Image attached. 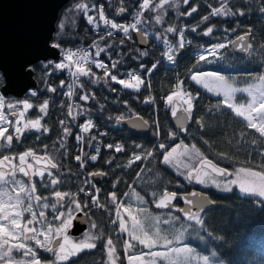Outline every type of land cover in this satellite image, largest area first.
<instances>
[{
	"label": "trees",
	"instance_id": "obj_1",
	"mask_svg": "<svg viewBox=\"0 0 264 264\" xmlns=\"http://www.w3.org/2000/svg\"><path fill=\"white\" fill-rule=\"evenodd\" d=\"M80 2L97 6L89 12V15L95 17L98 22V6L103 5L105 15L108 18L118 23L128 24L132 21V13L137 10V5L142 3V0H71L60 11L52 43H59L66 51L72 52L78 51L81 47H91L93 57H96L97 51L93 47L94 43H100L101 46L106 43L111 44V49L106 50L105 53L96 58L109 61L110 67L112 62L120 61L116 68L111 69L118 78L127 79L126 74L133 71H143L146 75L148 73L142 70L140 65L143 64L146 68L151 69L152 65L156 64V69L152 70L147 81L144 79L146 83L151 84V95L156 98V103L154 105L143 103L149 94L146 87L142 86L141 91L136 93L131 89H123L121 85L110 80L105 84L106 78L103 71L92 68V71L96 73L94 79L98 78L100 82L93 84L88 78L81 77V82L77 85L73 97L74 101L78 103V108L74 109V113L77 114L84 110V115L77 116L73 122L68 118L72 97L64 93L65 76L69 72L67 70L56 71L48 75L46 77L47 83H44L41 80V77L44 76L43 71H35V79L38 84L35 90L38 91V96L31 98L26 95L22 99L10 97L7 101L32 99L34 103H42L43 100H48L49 115L45 116L41 123L47 125L49 131L41 135L35 130L27 129L19 140H16L15 134H13L12 147H6L0 151V158L3 155L14 157L12 162L17 164L19 154L24 151H33L38 156L54 158L53 162H58V170L51 171L60 183L56 186L43 187L41 178L35 177L34 184L37 192L34 196L49 197L48 201L55 202L53 193L59 190L77 194L78 200L89 201L90 206L86 209L89 229L91 222H95L98 228L93 231L94 233L99 228H103L105 235H112L117 246L116 255L120 257L117 264L126 263L117 227L110 223L112 219H116L117 209L116 205L112 203L109 193L116 192L117 203L128 206L129 196L134 192L143 197L146 202L145 206L152 214L180 215L175 209L169 212H157L153 208L151 193L153 191L162 192L164 187L180 194L194 190L201 191L210 195L215 202L213 207L206 214H203L207 231L201 230L197 234L190 228L189 233L191 235L186 234L185 236L187 245L197 252L209 256L213 251H216V258L223 264H264V207L255 202L256 198L242 196L237 191L225 193L214 187L204 188L199 184L189 183L160 162L162 156L158 150V145L162 142L168 146L167 150H171L172 147L181 142L189 147L195 144L208 159L220 167L226 168L233 175L241 167L257 170L258 166L264 165V157L259 154L264 152V137H261L254 129L248 128L245 121L236 117L231 110L220 103L221 98L209 95L194 82L187 79L188 73L206 49L250 33V43L253 48L246 55L235 54L231 44H227L220 51V58H217L216 55L205 57L208 62L201 61L196 67L200 72H214L224 76L232 86L237 88L259 84L258 77L264 74V47H261L264 45V15L259 11L260 0H229V7L234 11L242 9L245 14L227 18L212 17L206 23L201 21V17L210 13L209 5L219 7L220 0H190V6L197 7V12L191 16L181 15V13L189 11L190 6L184 5L182 0H173L174 4H178L179 7H173L169 10L164 17L163 27L155 23L154 13L146 11L143 13V18L153 17L152 20L141 25L150 44L147 49L139 47L134 32L132 33L133 39H125L123 44H120V40L123 38L122 33L101 40L102 35L95 33L92 30V25L86 23V17L75 10V5ZM121 6L126 7L128 12L124 15H116V10ZM61 23L64 25L63 29L59 27ZM168 25L183 28L187 40L191 41V44L178 53L175 64L167 63L162 59L161 53L164 45L160 39H157L162 33L168 37L169 41L176 38L172 34L164 33V27ZM195 25H199L197 32H192L191 28ZM209 25L213 26L214 32L211 36H204L203 30ZM137 49L146 51L148 55L144 58L134 59L133 57L138 56ZM40 63L35 64L37 69ZM0 77H2L0 79L1 91L4 85V78L1 73ZM177 77L185 81V87L199 95L198 106L193 113L187 131H178L174 128L170 118V108L166 107L162 99L172 90ZM61 81H64L63 87L60 86ZM49 85L55 87L57 91L48 92L46 89ZM110 88H115L116 91H110ZM81 95H88L89 99L83 101L79 98ZM210 108L211 111H209ZM27 115L30 118H37L42 114L34 107L29 110ZM119 115H123L125 120L137 116L143 117L149 120L150 125H155L152 123L153 121L158 122L160 125L159 136L154 134L156 125L147 136L133 134L116 121L115 118ZM201 117L203 118L201 121L202 129L195 123V120ZM89 119L92 120L94 127L91 129V133L86 135L84 148H81L75 139L76 134L79 133L77 125L83 124ZM60 120H64L67 126L72 129V136H63V126L59 123ZM169 132L175 133V139L168 137ZM101 133L103 135H100ZM38 135L40 136L39 139L36 138ZM92 135L96 136V140H89ZM61 140L65 145L63 148L60 147ZM107 144H123L126 150L123 153H116L114 150L106 148ZM137 144L155 151L157 158L155 160L150 157L148 160L142 159V161L133 164L131 168L117 167L118 165H126L133 153L140 151V149L135 148ZM96 147L100 148V156L97 162L88 161L81 168L75 157L81 155L84 158V153L87 155L95 154L94 149ZM219 153H227L230 159L219 158L217 155ZM108 159H112L113 163H105ZM141 169L145 171H141ZM97 171L107 173L99 183L91 180V173ZM17 178L20 177L17 176ZM48 179L46 172L44 181L47 182ZM117 179L120 180V183L116 188H113L112 185ZM90 180L100 189L97 193V199H99L102 207H92L89 197L79 193V188H85L89 192L94 191L86 183ZM25 184L31 186L30 183L25 182ZM177 184L182 185V187H177ZM65 206L67 207V205ZM177 207H182L181 203L178 202ZM178 226L179 222L177 223ZM208 232H211L212 236H209ZM200 236L203 237V240L199 238ZM38 252L42 261L54 259H50L42 251ZM63 264H109L107 250L103 247L102 241H97L95 249H84Z\"/></svg>",
	"mask_w": 264,
	"mask_h": 264
},
{
	"label": "snow or ice",
	"instance_id": "obj_2",
	"mask_svg": "<svg viewBox=\"0 0 264 264\" xmlns=\"http://www.w3.org/2000/svg\"><path fill=\"white\" fill-rule=\"evenodd\" d=\"M228 2L229 0H220L219 7L209 5L211 11L208 15L201 17V21L206 23L212 17L227 18L236 15L243 16L245 14L242 9L234 11L228 6ZM182 3L186 6H190V0H182ZM95 7L97 6L80 2L75 5V10L86 17V23L88 25H92L95 29H98L100 27L99 22L95 17L89 15V12L93 11ZM173 7H179L178 4H174L173 0H142V3L137 5V10L132 13V21L128 24H123L108 18L105 15L103 5H100L98 6V20L103 21L104 26L107 28L105 35L101 36L100 39L104 40L105 37L112 38L114 35L122 33L123 38L120 40V44H123L125 39H133L132 32H136L143 36L144 32L141 25L153 19L152 16L143 18L145 10L154 13L155 23L163 27L165 23L164 17ZM259 11L264 15V0H260ZM127 12L128 9L121 6L116 10V15H124ZM196 12L197 7L190 6V10L181 13V15L191 16ZM59 27L63 29L64 25L61 23ZM198 27L199 25L193 26L191 31L197 32ZM225 31H227V29H225ZM213 32V26L209 25L203 30L202 34L204 36H211ZM164 33L172 34L179 38L175 44H173L163 33L161 36L157 37L164 45L165 51L163 52V56L166 57L169 63L175 64L177 62L178 53L187 45L191 44V41L187 40L185 30L183 28H177L175 25L164 27ZM249 37L250 33L247 35H240L235 39H229L224 43H218L210 50L206 49V51H211V53L214 54L218 49L225 48L227 44H231L234 47L239 44L242 50L249 51L253 48V45L248 42ZM145 42L146 41L143 39L141 40V43ZM50 46L63 53L62 61L54 62L45 60L40 63L38 69L34 64H26L24 66L25 70L30 74L34 71H43L44 76L41 77L42 82L47 83L46 77L56 71L67 70L73 76L86 77L91 83L97 84L100 81L98 78L94 79L96 73L92 71L91 67H85L86 64H94L96 69L103 70L104 77L106 78L104 81L105 84L110 80L115 84L121 85L123 89H132L136 93H139L142 86H144L149 90V94L147 98L143 100V103L152 105L156 103V98L151 95V84L146 83L140 74H137L135 71L128 72L126 74L128 79H123L118 78L116 74L112 73L111 69L116 68L120 61L112 62L110 67L108 64L104 63L103 60L90 59L88 52L81 54L70 50L66 51L59 43H52ZM93 47L97 49L95 56L100 57L106 50L111 49L112 45L106 43L101 46L100 43H94ZM261 47H264V45ZM136 51L138 56L133 57L134 59L144 58L148 55L146 51H140L139 49ZM201 61L208 62L205 60V56L201 55L196 61V65ZM73 62L75 66L74 72L72 71ZM196 65H194L192 70L188 73L187 79L191 80L196 85L202 86L217 97L222 96L223 100L220 103H223L224 106L231 109L236 117H240L243 121H246V126L248 128L254 129L261 137H264V74L258 77L259 84H250L245 88H237L233 87L232 84L228 82V79L222 75L198 71ZM156 66V64H153L152 68L148 69L145 65L141 64L140 68L151 75L152 70H154ZM0 79H2V77H0ZM73 83H75V81H73ZM60 86H64V81L60 82ZM46 90L53 93L57 91L55 87L50 85ZM110 91L115 92L116 89L110 88ZM236 93H247L251 99L247 104L241 103L237 105L234 103ZM27 95L31 98H36L38 96V91L28 89ZM66 95L69 97L74 95L71 91V86H69V91ZM79 98L83 101H87L89 96L81 95ZM162 99L166 107L170 108L171 116L177 118L179 121H184L192 119L193 113L198 106L199 95L185 87V81L177 77L172 90L169 94L162 97ZM5 107L7 108V115L3 111ZM34 107L37 108L38 112L42 115L37 118H30L27 113ZM48 109V100H43L42 103H34L32 99L5 101L4 96L0 95V122H2V124H0V139L5 141L4 143H0V149L12 147V141L14 139L13 134L8 133V135L5 136V133L8 132L9 125L14 127L16 140H19L23 132L27 129L35 130L41 135L48 133L49 128L47 125L41 123L44 117L49 115ZM217 110H219L218 107ZM209 111H211V108ZM178 112H182L186 115L178 117ZM68 115L75 121L77 116L84 115V110L73 115L70 106ZM10 117H15V119L12 120ZM115 119L117 122H122L125 120V117L119 115ZM202 119L201 117L195 120V123L201 129L203 128V124L201 123ZM137 121H142V124L137 123ZM59 123L63 126V136L68 137L73 135L72 129L67 126L64 120H60ZM132 123L133 127H147L150 124L149 120L139 116L133 118ZM152 123L156 125L154 134L159 136V123L155 121ZM21 124L23 127L19 126ZM177 126L180 127L181 130L187 131V129L183 127V124H178ZM77 127L79 133L76 134L75 139L78 144H82L84 137L81 134L88 133L94 125L92 120L89 119L83 124L77 125ZM100 135H103V133ZM168 137L175 139V133L169 132ZM36 138L39 139L40 136L38 135ZM89 140H96V136H90ZM205 143H207V141H205ZM64 146L63 140H61L60 147L63 148ZM106 148L112 149L116 153H123L126 150L123 144H107ZM135 148L140 149V151L134 152L126 165H118L117 167L131 168L133 164L137 161H142V159L148 160L150 157L152 160H155L157 158L155 151L148 150L144 148L143 145L137 144ZM167 148L168 146L163 142L158 145V150L162 156L160 162L175 169L176 174L182 176L187 182H194L204 188L214 187L225 193L232 192V186L236 185L242 196L254 197L256 198L255 202L261 207H264V165L258 166L257 170L241 167L236 170V179H228L233 173L208 159L195 144L189 147L181 142L175 147H172L170 151L167 150ZM178 149L181 150L179 153ZM94 150L95 154L87 155L84 153V158H82L81 155L75 157L81 168H83L88 161L92 163L97 162L98 156L100 155V148L96 147ZM259 154L261 157H264V152ZM217 155L221 159H230L227 153H219ZM181 156L188 157L189 162L181 160L179 158ZM28 157H31L32 162L28 161ZM13 159L15 158L8 155H3L2 158H0V221L7 222L6 224H0V264H63V262L68 261L70 257L75 256L84 249H95L97 247V241L103 242V247L107 250L109 264H116V261L120 259V257L116 255V243H114L111 234L105 235L103 228H99L95 233L91 231V229L98 228L97 223L91 222L90 231L84 233L83 239L79 241H73L67 235V229L72 225L73 221L77 219L75 216L76 212H83L84 215L87 216L86 209L90 206L89 201L78 200L77 194L75 193L56 190L53 193L55 202L49 203L47 202L49 197H42L41 195L34 196L37 192L35 184L29 187L26 186L24 181L17 179V172H19L23 174V176L28 177L29 181H31L32 176H39L43 187L56 186L60 181L53 176L51 169L58 170V162H53L54 158L38 157L33 151H24L19 154L18 164L12 163ZM42 160L45 161L44 167L34 169V165L41 164ZM105 163L112 164L113 160L108 159ZM149 163H151V160H149ZM209 169L211 170L210 172L208 171ZM141 171L145 170L141 169ZM46 172L49 178L47 182L44 181ZM91 175L93 177H104L107 173L97 171L92 172ZM218 177H222L223 179H218ZM86 183H88L94 191L89 192L85 188H79V193H83L85 196L89 197L92 207H102L99 199H97V193H99L100 189L97 188L95 183L91 180ZM119 183L120 180L117 179L112 187L116 188ZM176 186L182 187L180 184ZM125 195H127V193H125ZM151 195L153 197L152 202L157 209H175L180 215L164 218L159 215L146 217L150 222L151 228L155 229L150 235L145 229L142 220L132 214L131 206L117 203V193H109L111 201L116 205L117 209L116 219H112L110 223L115 225L118 220L119 232L127 233V236L130 238L129 240L123 241L127 264H157L158 260L167 261L168 264H223L222 261L216 258V251H213L209 256L201 254L187 245L181 246L186 234L191 235V233H189L190 228L197 232V234H199L201 230L207 231L203 214H206V212L210 210L211 205L215 203L214 201L202 192L193 191L187 194H180L169 191L167 187H164L162 192L153 191ZM137 199L140 204L146 203L143 197L137 195ZM177 199L182 200L187 207H177L174 203ZM33 200L36 202L45 201L39 204L41 210L38 213L33 210L35 206ZM25 201H27L26 205ZM65 205H67V207H65ZM49 208H51L53 213L52 220L48 219L44 211ZM121 208L128 214V221H131V227L128 226V221L121 216ZM61 209L64 210L62 211ZM144 211H146V209H141V212ZM25 213L30 214L31 218L25 220L22 224L21 221ZM56 221H59V223H55ZM178 222L179 226L177 227ZM162 224L169 225L170 227L168 229H162L160 227ZM33 225H39V228ZM196 226L199 227L197 228ZM162 232L165 234H161ZM208 235L212 236V233L208 232ZM41 237H43V239H41ZM199 238L203 240L202 236ZM30 241H34V246L29 244ZM137 245H142L143 248H147L148 252L142 250L138 251ZM157 247L163 250H155ZM40 249L51 254L54 259L42 261L38 252ZM14 252L18 255H14ZM145 256H150L151 259L146 261Z\"/></svg>",
	"mask_w": 264,
	"mask_h": 264
},
{
	"label": "water",
	"instance_id": "obj_3",
	"mask_svg": "<svg viewBox=\"0 0 264 264\" xmlns=\"http://www.w3.org/2000/svg\"><path fill=\"white\" fill-rule=\"evenodd\" d=\"M70 1L0 0V73L4 78L1 93L5 98L14 97L16 99H22L27 94L28 89H37L38 84L35 79V71L30 74L24 68L26 64L35 65L45 60L55 62L60 60L61 52L58 49L51 48L50 45L56 32L60 11ZM135 37L141 49H147L149 47V42L145 35L141 36L136 33ZM142 39L146 42L141 43ZM250 39L251 37H249L248 42H250ZM231 48L237 55L242 56L247 52L242 50L239 44L235 47L231 45ZM183 115L186 114L182 112H178L177 114L178 117ZM133 118L119 122V124L138 136H147L150 134V125L147 127H133ZM170 118L173 126L178 131H183L177 126L178 124H183V127L187 129L190 123V120L179 121L177 118L172 117L171 110ZM137 123L142 124V121H137ZM44 164L45 161L42 160L41 164H37L36 166L44 167ZM208 171L210 172L211 170L209 169ZM18 174L26 182L32 181V177L31 181H29L28 177L23 176L19 172ZM94 178L98 182L101 179L99 176ZM218 178L223 179L222 177ZM206 195L211 199L210 195ZM178 202L181 203L182 207H187L180 199L174 201L175 204ZM153 208L157 212L170 211L169 209H157L154 203ZM75 216L77 219L73 221V226L69 234L74 237H79L88 230V217L83 212H79Z\"/></svg>",
	"mask_w": 264,
	"mask_h": 264
},
{
	"label": "rangeland",
	"instance_id": "obj_4",
	"mask_svg": "<svg viewBox=\"0 0 264 264\" xmlns=\"http://www.w3.org/2000/svg\"><path fill=\"white\" fill-rule=\"evenodd\" d=\"M211 49V48H210ZM210 49H208V50H210ZM224 48H222V49H218L214 54L213 53H211V51H204L203 52V55L205 56V57H209V56H213V55H220L219 53H220V51H222ZM205 73H209V72H205ZM211 73H214V72H211ZM216 74H218V73H216ZM218 75H220V74H218ZM229 82V81H228ZM197 86H199L201 89H203L206 93H208L209 95H211V96H213V97H217V96H215L213 93H211V92H208L207 91V89H205V88H203L202 86H200V85H197ZM234 87V86H233ZM132 90V89H131ZM0 95H2L1 93H0ZM218 98H221L222 100H223V97L222 96H220V97H218ZM250 99H251V97H249L248 96V94L247 93H236L235 94V100H234V103H236L237 105H239V104H241V103H243V104H247V102H249L250 101ZM5 101H7V98H5ZM226 107V106H225ZM227 108V107H226ZM229 110H231V109H229ZM3 111H4V113L7 115L8 113H7V108L5 107V109H3ZM232 111V110H231ZM10 119H12V120H14L12 117H10ZM242 119V118H241ZM243 120V119H242ZM246 122V121H245ZM0 124H2V122H0ZM20 127H23V125L21 124V125H19ZM8 133H12V134H16L15 132H14V127L12 126V125H9L8 126V132H6L5 133V136H7L8 135ZM5 141L3 140V139H0V143H4ZM180 144V143H179ZM178 145V144H177ZM176 146V145H175ZM174 146V147H175ZM3 149H0V151H2ZM170 151V150H169ZM179 151H181L180 149H178V153H179ZM174 155H177V154H174ZM181 160H183L184 162H189L188 161V157H186V156H181V157H179ZM193 163H195V162H193ZM170 169H172L173 171H175V169H173V168H171L170 166H168ZM176 172V171H175ZM182 177V176H181ZM183 178V177H182ZM237 177H236V174H234L233 176H230L228 179H236ZM218 179H220V178H218ZM194 183V182H193ZM196 184V183H195ZM208 188H211V187H208ZM232 188H233V190L232 191H237V192H239V190H238V186H236V185H233L232 186ZM14 194V193H13ZM33 203H34V211H36L37 213L41 210V208L39 207V204H38V202H36L35 200H33ZM27 204V201H25V205ZM129 205L131 206V208H132V214L133 215H136L137 216V218L138 219H141L142 220V223H143V225H144V227H145V229L149 232V234L151 235L154 231H155V229L154 228H151V226H150V222H149V220L146 218V217H149V216H156V215H154V214H152L148 209H147V207L145 206V204H140V202H139V200L137 199V194L135 193V195H134V192H132L131 194H130V196H129ZM128 205V206H129ZM141 209H146V211H144V212H141ZM49 209H47V210H44L45 211V213L48 211ZM120 213H121V216H123V218L126 220V221H128V214L127 213H125L124 212V210H123V208H121L120 209ZM159 216H161L162 218H164V217H168V216H172V215H168V216H162V215H159ZM29 218H31L30 217V214H28V213H25L24 214V217H23V220L21 221V223L23 224V222L25 221V220H27V219H29ZM7 222L6 221H0V224H6ZM58 223H59V221H58ZM118 223H119V221H118ZM34 226H36L37 228H39V225H34ZM128 226L129 227H131V221H128ZM160 227L162 228V229H168L170 226L169 225H160ZM96 229H91V231L93 232V231H95ZM89 231H90V229H89ZM88 231V232H89ZM94 233V232H93ZM117 233H119V229L117 230ZM161 234H165L164 232H162ZM119 236H120V240H121V242H122V245H123V241L124 240H129L130 238L127 236V233H119L118 234ZM84 237V236H83ZM83 237L81 238V239H83ZM41 239H43V237H41ZM80 239V240H81ZM32 244L31 245H33L34 244V241H30ZM30 242H29V244H30ZM133 243H135L134 241H132ZM184 245H187L186 244V242H185V239H184V241L182 242V244H181V246H184ZM34 246V245H33ZM187 246H189V245H187ZM189 247H191V246H189ZM123 250H124V248H123ZM137 250L139 251V250H142V251H144V252H148V249L147 248H143V246L142 245H137ZM155 250H157V251H162L163 249H161V248H159V247H157V249H155ZM14 255H18V254H16L15 252H14ZM124 257H125V263L127 264V259H126V256H125V253H124ZM151 259V257L150 256H145V260L147 261V260H150ZM116 264H117V261H116ZM157 264H168V262L167 261H157Z\"/></svg>",
	"mask_w": 264,
	"mask_h": 264
},
{
	"label": "built area",
	"instance_id": "obj_5",
	"mask_svg": "<svg viewBox=\"0 0 264 264\" xmlns=\"http://www.w3.org/2000/svg\"><path fill=\"white\" fill-rule=\"evenodd\" d=\"M93 31H95V32H97V33H100V34H102V35L104 36L105 33H106V31H107V28H106V27L104 26V24L102 23L98 29H95V28L93 27ZM164 51H165V49H164ZM164 51H163V52H164ZM76 52H79V53H81V54H83L84 52H88V53H89V57H90V59L100 60L99 58L93 57V56L91 55V53H92L91 47H81V49H79V50L76 51ZM163 57H164V56H163ZM164 58H166V57H164ZM62 59H63V57H62ZM104 63H106V64L109 65V63H108L107 61H104ZM85 67H86V68H88V67L95 68V67H94V64H86ZM100 70H102V69H100ZM72 71H73V72L75 71L74 62H73V69H72ZM137 74H140V75H141V73H137ZM80 80H81V77H76V76H73V75H71L70 73H68V74L66 75V81H65L64 92L68 93V91H69V86H71V91L75 94L76 89H77V85L79 84ZM73 81H75V83H73ZM71 97H72V100H71V102H70V104H69V107L71 106V109H72V112H73L74 109L78 107V103H77L76 101H74V99H73L74 95H72ZM70 117H71V116H70ZM71 119H72V117H71Z\"/></svg>",
	"mask_w": 264,
	"mask_h": 264
},
{
	"label": "flooded vegetation",
	"instance_id": "obj_6",
	"mask_svg": "<svg viewBox=\"0 0 264 264\" xmlns=\"http://www.w3.org/2000/svg\"><path fill=\"white\" fill-rule=\"evenodd\" d=\"M38 156V155H37ZM40 157H43V156H40ZM28 159V161L29 162H32V160H31V157H28L27 158ZM12 163H14V162H12ZM19 163V162H18ZM17 163V164H18ZM35 168H42V167H38V166H36V165H34V169ZM46 174V173H45ZM17 176H19V174H18V172H17ZM20 178H17V179H20V180H22L21 179V176H19ZM35 177H37V178H39L40 179V177L39 176H32V182L30 183V185H32V184H34V179H35ZM23 181V180H22ZM44 201H41V202H38V204H41V203H43ZM49 203H54V202H50V201H48ZM66 207V206H65ZM62 211L64 210V209H61ZM76 214V213H75ZM52 215H53V213H52V210H51V208H49V210L46 212V216L48 217V219L49 220H52ZM55 223H58V221H56ZM34 226V225H33ZM72 226H73V223H72V225L67 229V235L69 236V238L71 239V240H73V241H79L83 236H80V237H74V236H71L70 234H69V231H70V229L72 228ZM30 244H32L31 242H30ZM34 245V244H33ZM38 251H42V252H44L42 249H40V250H38ZM44 254L45 255H47L50 259L51 258H54V257H52L51 256V254H49V253H46V252H44ZM71 258V257H70ZM70 258H69V260H70ZM68 260V261H69ZM68 261H66V262H68Z\"/></svg>",
	"mask_w": 264,
	"mask_h": 264
}]
</instances>
